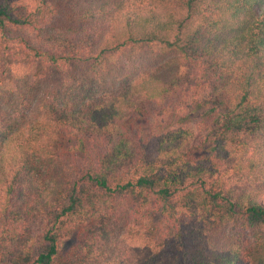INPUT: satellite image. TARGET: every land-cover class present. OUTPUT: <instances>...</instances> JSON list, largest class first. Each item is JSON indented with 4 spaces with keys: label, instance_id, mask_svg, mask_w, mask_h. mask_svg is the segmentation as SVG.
I'll use <instances>...</instances> for the list:
<instances>
[{
    "label": "trees",
    "instance_id": "1",
    "mask_svg": "<svg viewBox=\"0 0 264 264\" xmlns=\"http://www.w3.org/2000/svg\"><path fill=\"white\" fill-rule=\"evenodd\" d=\"M0 264H264V0H0Z\"/></svg>",
    "mask_w": 264,
    "mask_h": 264
},
{
    "label": "rangeland",
    "instance_id": "2",
    "mask_svg": "<svg viewBox=\"0 0 264 264\" xmlns=\"http://www.w3.org/2000/svg\"><path fill=\"white\" fill-rule=\"evenodd\" d=\"M15 60H16V59H15ZM16 62H18V61H16ZM25 66H29V65H28V61H27V63H26V61H25ZM74 70L77 71L78 69H74ZM68 71H71V70H68ZM72 71H73V70H72ZM193 114H194V116H196V114H198V113H197V112H194ZM193 114H192V116H193ZM194 119H196V118H194Z\"/></svg>",
    "mask_w": 264,
    "mask_h": 264
}]
</instances>
